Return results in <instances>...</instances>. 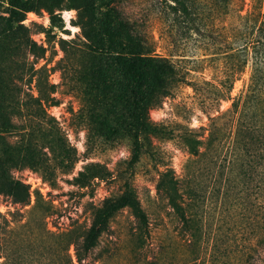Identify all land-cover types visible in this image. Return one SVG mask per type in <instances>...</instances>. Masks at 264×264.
Masks as SVG:
<instances>
[{
  "label": "rangeland",
  "instance_id": "obj_1",
  "mask_svg": "<svg viewBox=\"0 0 264 264\" xmlns=\"http://www.w3.org/2000/svg\"><path fill=\"white\" fill-rule=\"evenodd\" d=\"M118 7L145 33L144 51L168 58L174 65L166 94L149 112L153 123L163 127L165 133L153 136V148L130 167L129 138L108 141L98 131L96 116L110 105V98L98 104L86 95L84 75L96 56L87 47L80 27L73 23L77 11L66 4L63 10L56 11V17L45 10L27 13L23 21L27 35L45 53L36 58L25 49V61L33 66V71L21 82V98L40 96L46 115L27 116L36 111L33 107L26 108L23 117L13 108L7 112L14 126L33 125L34 135L30 137L40 166L18 164L11 170L14 179L28 188L24 202L15 203L12 197L0 194V264H70V258L79 264L71 242L90 227L94 213L106 199L122 194L125 180L131 182L148 214L156 249L174 252L178 243L182 244L186 235L193 232L200 240L191 251L209 261V233H218V240L231 248L237 244L255 246L258 242L262 213L256 181L245 183L240 169L224 162H209L211 121L203 97L209 96V81L216 83L231 65L227 55H209V24H228L220 2L123 0ZM61 39L67 41L65 49ZM234 62L238 63V59ZM250 75L249 63L236 76L233 98L246 93ZM193 83H198V93ZM232 103L233 100L221 101L220 111L228 110ZM221 125L228 134L223 142L228 141L236 131V118L228 126L225 122ZM30 137L16 134L8 136V140L18 147ZM189 137L202 140L199 154L190 151ZM226 146L227 143L220 148L221 157L227 152ZM2 150L0 146V154ZM18 156L21 158L23 151ZM88 163H98L111 174L96 178L87 187L69 182ZM167 170L173 171L179 181L178 194L173 198L180 209L156 188L160 175ZM228 177L237 178L231 183L226 180ZM181 212L191 217L189 226ZM136 228L130 211H119L112 217L95 254L128 253ZM213 243L215 240H211ZM252 252L258 255L253 249ZM116 261L124 263V258Z\"/></svg>",
  "mask_w": 264,
  "mask_h": 264
},
{
  "label": "trees",
  "instance_id": "obj_2",
  "mask_svg": "<svg viewBox=\"0 0 264 264\" xmlns=\"http://www.w3.org/2000/svg\"><path fill=\"white\" fill-rule=\"evenodd\" d=\"M122 1L0 0V146L3 147L0 154V194L12 197L15 203L25 201L28 188L22 181L14 179L11 170L18 164L39 168L40 160L32 147L30 136L34 135L33 125L14 126L7 112L13 108L23 117L24 110L33 107L36 111L27 116L36 114L35 117L40 118L44 117L42 114L46 115L40 96L30 94L27 99L21 98V82L26 74L33 71V66H28L25 61V49L28 48L36 58H42L45 53V49L27 35L28 28L23 21L29 12L45 10L56 17V11L63 10L66 4L77 11V19L73 23L80 27L87 47L96 56L90 70L84 75L86 95L98 104L110 98V105L96 116L98 131L108 141L129 138L130 167L136 166L142 155L153 148V136L165 133L163 127L153 123L149 112L161 103L175 68L170 59L155 57L144 51L147 43L145 33L137 29L118 7ZM218 2L228 24H209V55H227L231 65L223 71L221 79L215 80L216 83L209 81V96L203 97V105L209 108L211 121L209 162L211 165L224 162L230 168L240 169L245 183L256 181L262 213L258 242L255 246L237 244L231 248L218 240V233H209V261L191 251L200 240L193 232L186 235L182 244L178 243L174 252L167 248L156 249L152 245L148 214L131 182L125 180L122 194L106 199L94 213L90 227L82 230L71 242L79 264H119L116 260L121 256L124 258L121 264H264V0ZM61 43L65 49L67 41L61 39ZM235 59H238V63L234 62ZM249 63L251 75L247 91L239 98H233L231 92L236 76ZM192 86L198 93V83ZM223 100H233V103L228 110L221 112L220 103ZM233 117L237 122L236 131L229 135L228 141L223 142L228 134L224 133L221 123L225 122L228 126ZM37 126L41 129L42 123L38 121ZM16 134L30 139L16 147L8 140V136ZM187 143L193 154L200 153L201 139L189 137ZM225 143L227 152L221 157L220 148H224ZM21 151L23 156L20 158L18 154ZM109 174L102 165L88 163L69 182L87 187L96 178ZM235 178L228 177L226 180L232 183ZM156 188L159 193L168 195L174 207L180 209L173 198L179 190V181L173 171L162 173ZM123 209H128L137 222L133 246L128 253H122L119 257L111 253L95 254L112 217ZM181 216L189 226L191 217L187 218L184 212H181ZM211 240H215V243L210 244ZM256 245L261 248L260 251ZM252 249L258 255H254ZM70 264H75L72 258Z\"/></svg>",
  "mask_w": 264,
  "mask_h": 264
},
{
  "label": "bare ground",
  "instance_id": "obj_3",
  "mask_svg": "<svg viewBox=\"0 0 264 264\" xmlns=\"http://www.w3.org/2000/svg\"><path fill=\"white\" fill-rule=\"evenodd\" d=\"M69 14V13H68ZM73 28L75 29V30H77L78 29V27H75V26H73Z\"/></svg>",
  "mask_w": 264,
  "mask_h": 264
}]
</instances>
